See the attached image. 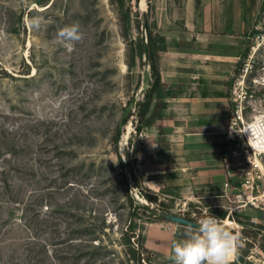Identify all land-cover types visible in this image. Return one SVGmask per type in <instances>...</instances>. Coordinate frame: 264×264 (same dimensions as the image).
<instances>
[{
	"label": "rangeland",
	"instance_id": "rangeland-1",
	"mask_svg": "<svg viewBox=\"0 0 264 264\" xmlns=\"http://www.w3.org/2000/svg\"><path fill=\"white\" fill-rule=\"evenodd\" d=\"M122 2L0 0V166L23 203L0 206V264H25L30 254L38 256L37 264H136L125 231L165 234L172 222L153 217L151 208L181 215L184 206L185 218L195 212L194 222L207 215L225 220L232 211L230 226H224L237 237L231 264H264V236L257 231L264 232V176L256 181L252 204L237 198L236 190L230 201L213 188L193 195L167 186L166 173L146 176L160 171L162 159L157 122L135 128L148 117L140 119L137 103L149 89L150 69L145 54L131 66L127 62L139 40L146 41L143 15L152 31L166 36L191 22L202 29L203 1L152 0L151 10L147 0ZM238 10L249 14L244 51L254 27L264 22V0H238ZM37 15L43 24L33 30L26 18ZM72 24H79L82 39L69 45L58 32ZM148 180L154 182L147 183L150 188ZM76 227L81 232L72 231ZM176 227L167 239L170 247L195 229ZM69 238L75 241L59 244ZM39 241L51 244L40 252ZM79 248L82 254L75 257ZM147 249L152 264H173L170 251ZM45 250L60 255L52 260Z\"/></svg>",
	"mask_w": 264,
	"mask_h": 264
},
{
	"label": "crops",
	"instance_id": "crops-1",
	"mask_svg": "<svg viewBox=\"0 0 264 264\" xmlns=\"http://www.w3.org/2000/svg\"><path fill=\"white\" fill-rule=\"evenodd\" d=\"M202 1L200 18L206 21L202 29L191 22L180 33L162 34L166 48L158 52V68L167 94L156 131L161 124L168 147H157L162 157L160 171L146 175L166 173L167 186L181 187L193 195L209 188L221 191L228 178L222 159L226 148L222 131L230 111V77L250 28L249 14L238 10V0ZM148 182L154 183L144 181ZM166 226L165 234L160 229L148 230L144 237L147 248L161 253L171 250L167 239L180 229L178 224Z\"/></svg>",
	"mask_w": 264,
	"mask_h": 264
},
{
	"label": "built area",
	"instance_id": "built-area-1",
	"mask_svg": "<svg viewBox=\"0 0 264 264\" xmlns=\"http://www.w3.org/2000/svg\"><path fill=\"white\" fill-rule=\"evenodd\" d=\"M228 100L230 111L222 131L226 143L222 159L228 178L221 192L230 200L228 195L236 190L237 198L245 197L243 203L252 204L250 195L257 188L256 181L264 176V22L254 27L246 52L237 59L230 77ZM187 210L184 206L181 216L185 217ZM231 212L225 220L219 219L222 226H230L226 225V219H230ZM186 216L194 219L195 212Z\"/></svg>",
	"mask_w": 264,
	"mask_h": 264
},
{
	"label": "trees",
	"instance_id": "trees-1",
	"mask_svg": "<svg viewBox=\"0 0 264 264\" xmlns=\"http://www.w3.org/2000/svg\"><path fill=\"white\" fill-rule=\"evenodd\" d=\"M120 6H123L122 0H119ZM152 0H147V9L151 10L152 5H151ZM146 16L143 15V18ZM128 23V13L125 16V19H123V24ZM144 23V21H143ZM147 24V22H146ZM146 38L147 40L141 41L139 40L138 44L136 45V52L132 56V61L127 62L128 65H132L134 63V57L137 56L139 59L142 57L143 54L146 55V60L149 65L150 69V79L151 82L149 83V89H146L143 92V98L142 100L138 101V110H139V117L142 120L146 115H148L147 119L145 120V123L143 125H136V130H144L147 127H149L153 122H159L162 119L163 115V110L166 107V101H165V96H166V91L163 90L161 86V81H160V74H159V68H158V52L163 51L166 48L165 45V36L158 33L154 32L150 29L148 24L146 25ZM246 52V50L243 51V54ZM242 54V55H243ZM165 130L161 124L158 125V133L156 136V144L157 147L160 150H165L167 149V141L165 137ZM131 175L132 181L134 180V175ZM12 188L11 183L7 179V174L6 170L4 167L0 166V206L3 205L4 203H15L17 206L23 205L22 199L19 197L18 192L15 194L12 193ZM143 196L147 199H151V196L147 193L143 194ZM7 197L8 201H5L4 198ZM130 203H132V199H130ZM138 207L141 205L137 204ZM144 209H147L148 207L143 206ZM163 211L161 209H158L156 207L151 208L150 213L153 217L162 219L159 215L158 212ZM190 219V218H187ZM248 226L251 230H254L255 228L251 225H245ZM263 229H258L257 231L261 232L262 235L264 236V232L262 231ZM74 232H81V229L79 227H76L72 229ZM135 236L137 237L135 240ZM134 238V243L135 246H131L130 244V239ZM124 239L125 243L129 245V253L130 254V259L135 261L136 264H152L151 263V252L144 246V237L140 234H135L132 231V228L130 227L127 229L124 233ZM73 241H75L74 238H69L66 241H60L59 244H70ZM51 244V243H49ZM46 243V241H39L36 242V245L39 246L40 252L46 249L47 246L49 245ZM56 244V243H54ZM36 252V251H35ZM58 254H49L47 250H45L43 255H48L51 257L49 259L54 260L57 256H59L60 251L57 252ZM75 257L80 256L82 254L81 249H77L75 251ZM38 256L36 254H30L26 256L25 264H37L36 258ZM50 261V260H49ZM14 264H20V263H14ZM21 264H23L21 262ZM48 264H54L52 261L49 262Z\"/></svg>",
	"mask_w": 264,
	"mask_h": 264
},
{
	"label": "clouds",
	"instance_id": "clouds-1",
	"mask_svg": "<svg viewBox=\"0 0 264 264\" xmlns=\"http://www.w3.org/2000/svg\"><path fill=\"white\" fill-rule=\"evenodd\" d=\"M26 24L33 30H39L43 17L26 18ZM58 38L71 45L82 39L79 24L66 25L58 32ZM237 237L221 225L212 215L202 218L195 229H189L186 238L173 240L169 259L173 264H231L235 255Z\"/></svg>",
	"mask_w": 264,
	"mask_h": 264
},
{
	"label": "water",
	"instance_id": "water-1",
	"mask_svg": "<svg viewBox=\"0 0 264 264\" xmlns=\"http://www.w3.org/2000/svg\"><path fill=\"white\" fill-rule=\"evenodd\" d=\"M143 21H144V27L146 29V18H143ZM145 40H147L146 38V34H145ZM125 114L124 113L120 119V122H119V128H121L123 125H124V120H125ZM158 215L165 221L167 222H172V223H176V224H180V225H185V226H189V227H193L195 228L198 223L194 222V221H191L181 215H177V214H174V213H168V212H164V211H159L158 212ZM254 226V225H252Z\"/></svg>",
	"mask_w": 264,
	"mask_h": 264
},
{
	"label": "bare ground",
	"instance_id": "bare-ground-1",
	"mask_svg": "<svg viewBox=\"0 0 264 264\" xmlns=\"http://www.w3.org/2000/svg\"><path fill=\"white\" fill-rule=\"evenodd\" d=\"M257 160H258L260 168H263V165H262L261 161L259 159H257Z\"/></svg>",
	"mask_w": 264,
	"mask_h": 264
}]
</instances>
